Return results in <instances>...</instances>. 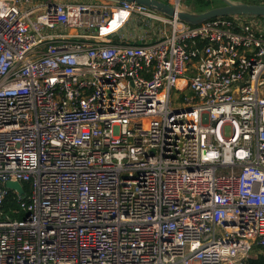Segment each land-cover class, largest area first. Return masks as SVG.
I'll use <instances>...</instances> for the list:
<instances>
[{"label":"built area","instance_id":"2783aa9c","mask_svg":"<svg viewBox=\"0 0 264 264\" xmlns=\"http://www.w3.org/2000/svg\"><path fill=\"white\" fill-rule=\"evenodd\" d=\"M257 255L264 17L191 26L117 0H0V264Z\"/></svg>","mask_w":264,"mask_h":264},{"label":"water","instance_id":"95a60500","mask_svg":"<svg viewBox=\"0 0 264 264\" xmlns=\"http://www.w3.org/2000/svg\"><path fill=\"white\" fill-rule=\"evenodd\" d=\"M137 5H142L168 18L177 20L191 26H197L204 22L230 16L264 17V4L258 2H246L242 0H221V6L205 10L203 12L188 11L177 8L175 5L163 0H117ZM5 188L14 191L21 198L24 189L18 182H6Z\"/></svg>","mask_w":264,"mask_h":264},{"label":"trees","instance_id":"16d2710c","mask_svg":"<svg viewBox=\"0 0 264 264\" xmlns=\"http://www.w3.org/2000/svg\"><path fill=\"white\" fill-rule=\"evenodd\" d=\"M242 1L251 2L250 0H242ZM195 2L201 6H203V4L205 3H206V6L210 5L209 4L210 0H195ZM212 3H213V0H212ZM23 189H24L25 195L28 194L30 191L28 185L26 184H23ZM19 204H20L19 198L12 192H8L6 199L4 201V205H3L4 212H6V214L11 219H20L23 216V213L15 214V211H17L19 208ZM248 264H264V257L262 255H257L255 259L248 260Z\"/></svg>","mask_w":264,"mask_h":264},{"label":"rangeland","instance_id":"374dc122","mask_svg":"<svg viewBox=\"0 0 264 264\" xmlns=\"http://www.w3.org/2000/svg\"><path fill=\"white\" fill-rule=\"evenodd\" d=\"M39 2H50V1H54V0H36ZM55 1H60V2H64V1H69V0H55ZM83 1V0H82ZM165 2H169V3H176L177 0H163ZM180 2V8L186 9L188 11H193V12H203L205 10L211 9V8H215L218 6H221L222 1L221 0H210L209 6H206V3L203 4V6L198 5L195 0H179Z\"/></svg>","mask_w":264,"mask_h":264},{"label":"crops","instance_id":"0c3cea01","mask_svg":"<svg viewBox=\"0 0 264 264\" xmlns=\"http://www.w3.org/2000/svg\"><path fill=\"white\" fill-rule=\"evenodd\" d=\"M253 1V0H250ZM254 2H258V3H263L264 4V0H254Z\"/></svg>","mask_w":264,"mask_h":264},{"label":"bare ground","instance_id":"6f19581e","mask_svg":"<svg viewBox=\"0 0 264 264\" xmlns=\"http://www.w3.org/2000/svg\"><path fill=\"white\" fill-rule=\"evenodd\" d=\"M254 1V0H253Z\"/></svg>","mask_w":264,"mask_h":264}]
</instances>
